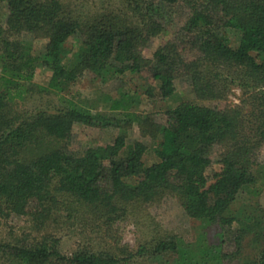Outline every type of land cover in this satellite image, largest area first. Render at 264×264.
Masks as SVG:
<instances>
[{
    "label": "trees",
    "instance_id": "16d2710c",
    "mask_svg": "<svg viewBox=\"0 0 264 264\" xmlns=\"http://www.w3.org/2000/svg\"><path fill=\"white\" fill-rule=\"evenodd\" d=\"M110 1L109 8L87 14L62 0H0L7 9L5 21L0 18V217L28 216L44 225L62 212L86 216L113 242L112 250L83 247L65 256L49 234L30 244L0 241V264H133L138 257L264 264V207L232 212L242 193L258 197L264 191V0ZM169 30L146 58L150 41ZM226 30L238 34L236 46ZM23 36L46 40L44 53L33 55ZM39 67L51 73L42 90L58 95L71 94L87 73L102 85L128 73L142 75L154 85L147 92L156 89L162 99L175 94L179 79L200 101L225 99L228 84L238 81L250 110L183 101L158 120L136 111V93L119 89L113 97L100 89L95 99L72 95L54 113L27 117L14 107L32 95ZM75 123L122 132L110 144L74 151ZM133 124L154 140L157 162L145 164L144 143H127ZM215 164L220 170L210 174ZM168 196L188 217L220 226V243L167 234L136 253L120 247L112 234L117 220ZM228 235L232 242L226 245Z\"/></svg>",
    "mask_w": 264,
    "mask_h": 264
},
{
    "label": "rangeland",
    "instance_id": "374dc122",
    "mask_svg": "<svg viewBox=\"0 0 264 264\" xmlns=\"http://www.w3.org/2000/svg\"><path fill=\"white\" fill-rule=\"evenodd\" d=\"M62 1L75 8V10H80L87 14L103 8H109L113 4L110 0ZM6 16V3L0 2V18L3 22ZM171 32L172 30H169V32L153 38L143 50V55L146 58H152L155 50L169 38ZM225 36L231 45H237L238 34L234 30H226ZM22 38L31 45L33 55L40 56L44 53L46 40L34 39L31 36H23ZM69 45L76 46V40L70 39ZM50 77V71L41 67L37 68L32 79V84L34 85L32 95L23 102L17 103L14 109L27 117L39 111L54 113L62 108L66 103L65 100L72 95L76 96L77 101L87 98L95 99L98 96V91L102 89L104 92L110 93L115 97L119 89H122L133 94L136 93L140 100L136 108L137 112L151 115L158 120L164 118L165 112L168 109L176 107L183 101H191L211 108H224L226 105H235L243 106L244 111L250 110L248 104H243V100L247 99L248 95L239 86L238 81L228 84L229 92L225 99L200 101L196 99L191 86L185 79H179L175 82L176 90L172 97L162 99L157 95L156 89H154L153 93L147 92V88H154V85L144 76L138 74L128 73L119 80L102 85L92 74L87 73L76 82L71 94L63 93L61 95L42 90V88L48 86ZM107 114L109 116H119L118 113L107 112ZM121 132L122 130L116 127H95L75 123L69 148L74 151H81L87 147L107 145L112 143ZM126 134L128 144L140 141L147 146V151L144 155L146 165L157 162L154 152L155 142L151 137L142 134L139 125L133 124L127 128ZM260 160L264 163V150L261 152ZM219 170L220 165L215 164L209 173L211 174ZM249 205L264 207V191L258 197L248 195L246 192L242 193L233 205L232 212L248 208ZM60 215L54 221L50 220L44 225H37L28 216L13 215L7 218L0 217V241L12 244L17 241H25L26 244H30L39 240L44 234H49L59 240L58 249L65 256H71L83 247L92 248L97 251L113 249V242L106 241L105 239L104 229L99 230V227L86 216L81 217V215H78L77 218H67L65 212H62ZM114 228L112 234L117 236L119 246L124 247V250L132 253H136L141 246L150 248L154 239L161 238L167 234L180 236L185 241L206 240L210 243L219 244L223 233L221 227L218 225H208L202 221L188 217L178 199L172 196L165 197L160 203L151 206L145 212H129L122 219L117 220ZM225 239L226 245L232 242L230 235L226 236ZM253 252L252 246L248 245L246 255L250 256ZM122 255L125 256V254ZM133 264L171 263L162 259L156 260L138 257Z\"/></svg>",
    "mask_w": 264,
    "mask_h": 264
}]
</instances>
